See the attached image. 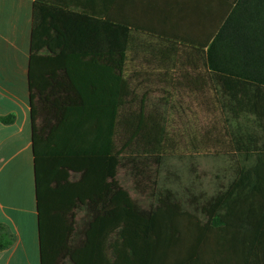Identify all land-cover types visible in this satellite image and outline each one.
I'll list each match as a JSON object with an SVG mask.
<instances>
[{"label": "crops", "instance_id": "obj_1", "mask_svg": "<svg viewBox=\"0 0 264 264\" xmlns=\"http://www.w3.org/2000/svg\"><path fill=\"white\" fill-rule=\"evenodd\" d=\"M226 9L0 0V264H145L163 158L235 153L204 46Z\"/></svg>", "mask_w": 264, "mask_h": 264}, {"label": "trees", "instance_id": "obj_2", "mask_svg": "<svg viewBox=\"0 0 264 264\" xmlns=\"http://www.w3.org/2000/svg\"><path fill=\"white\" fill-rule=\"evenodd\" d=\"M226 7L204 46L235 146L229 155L236 159L235 174L206 203L161 184L145 264H264V0H226ZM106 12L82 10L132 27ZM14 120L0 117L4 124ZM171 158H163V171ZM10 245L0 242V249Z\"/></svg>", "mask_w": 264, "mask_h": 264}, {"label": "rangeland", "instance_id": "obj_3", "mask_svg": "<svg viewBox=\"0 0 264 264\" xmlns=\"http://www.w3.org/2000/svg\"><path fill=\"white\" fill-rule=\"evenodd\" d=\"M236 159L229 155H206L195 157H172L168 161L165 170L161 167V174L166 176L167 184L183 197L184 193L190 192V197L199 202H207L222 186L227 185L235 174ZM162 177V175H161ZM78 249L79 243L70 244Z\"/></svg>", "mask_w": 264, "mask_h": 264}]
</instances>
